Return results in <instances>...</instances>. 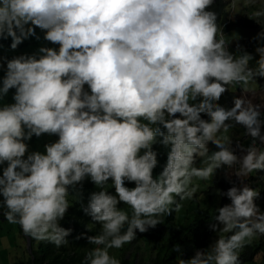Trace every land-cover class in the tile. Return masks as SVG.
<instances>
[{"label":"clouds","instance_id":"9594fccd","mask_svg":"<svg viewBox=\"0 0 264 264\" xmlns=\"http://www.w3.org/2000/svg\"><path fill=\"white\" fill-rule=\"evenodd\" d=\"M212 4L0 0V37H11V48L36 35L35 27L59 45L7 60L0 98L15 88L13 102L0 106V165L6 162L0 196L7 221L18 223L27 237L67 244L71 229L59 222L69 207V186L76 188L87 177L98 190L80 207L99 222L101 232L87 236L95 247L82 264H120L108 249L131 242L137 230L155 227L171 205L179 207L176 197H191L192 177L207 179L222 166L233 173V165H239L234 173L241 179L264 172V151L255 146L256 140L264 144L260 107L238 96L231 107L218 103L227 85L264 77V44L256 48L254 65L250 53L229 52L232 13L227 9V20L218 27ZM257 38L264 39V31ZM229 120L245 128L232 134V142L217 135ZM44 133L58 139L44 151H28L26 141ZM249 136L253 144L247 147ZM157 141L169 150L154 176ZM209 142L217 149L211 154ZM197 158L204 167L194 166ZM237 176L236 186L223 193L231 203L217 208L210 224L218 238L178 264H240L238 250L264 236V211L255 202L259 191L240 186ZM109 178L115 194L105 188ZM126 180L135 186H126ZM174 250L180 252L179 245Z\"/></svg>","mask_w":264,"mask_h":264},{"label":"trees","instance_id":"16d2710c","mask_svg":"<svg viewBox=\"0 0 264 264\" xmlns=\"http://www.w3.org/2000/svg\"><path fill=\"white\" fill-rule=\"evenodd\" d=\"M230 1L228 0H213V4L209 8L216 12L217 14V26L219 27L223 22L227 20L228 16V6ZM0 41H5L11 44V39L2 38ZM227 90L222 94L219 104L224 107H231L233 103V97H241V90H234L229 85L226 86ZM85 89L86 85H85ZM243 99V98H242ZM190 103H194L190 101ZM179 115V113H178ZM201 117L208 119L207 115L201 113ZM229 125L228 128L233 130L234 136L242 134L244 126L237 124L235 121H226ZM53 139H58V135L51 134ZM153 150L157 152V165L153 170V175L161 168L163 169L167 162V153L165 149L161 148L160 143L156 142L152 145ZM256 177L251 176L249 179V184H252ZM111 180V178H109ZM126 186L134 187V181H125ZM236 186L235 179L232 173V167L222 166L214 171L213 185L209 189L208 197L210 200L214 196H218L221 205L231 203L230 199L223 195L228 188ZM259 188V196L256 198V203L259 205L261 211H264V183L258 186L254 184L252 187ZM106 190L115 194L114 186L111 184L105 185ZM96 185L89 179L85 178L76 188L69 186V194L67 199L69 201V207L63 219L60 220L62 227L70 228L67 240L68 243L57 247L55 244L48 241H38L31 237L25 236L27 242L30 241V246L27 245L28 259L27 263L23 264H82L86 253L95 247L89 244L87 241L88 235H97L101 232V225L99 222L92 220L91 216L84 213L80 207L81 203L86 204L90 194L93 191H97ZM207 199V198H206ZM179 197L176 199V203ZM181 200V199H180ZM195 200L190 201H197ZM189 201V202H190ZM188 202V203H189ZM118 207L128 212L131 215V208L125 205L123 202L118 204ZM172 211L170 213L161 214L159 219L160 222L157 223L155 227H150L145 232H139L135 239L131 242L124 244L120 248H109L110 250H115L120 259V264H139L138 254L143 253L142 258L144 259V254L148 257L147 260H143L141 264H178L180 258L188 259L191 257H186L187 245L189 238L194 235H202V240L198 243V247L205 245L207 243V234L209 232H203V224L208 216V212H199L193 222H189V216L186 213H181L177 216L176 205L170 207ZM0 218H5L3 213L7 211L3 204H0ZM176 219L180 221H188L189 225H179ZM187 225V226H186ZM22 232V229H21ZM259 242L262 243L264 239L258 238ZM39 242V243H38ZM179 245L180 252L174 250L175 246ZM128 251L130 252V257L127 256ZM258 252V244L248 243L245 245V251L242 254V263L248 264L255 260V256ZM182 253V255H181ZM195 255V253H194ZM193 255V256H194Z\"/></svg>","mask_w":264,"mask_h":264},{"label":"rangeland","instance_id":"374dc122","mask_svg":"<svg viewBox=\"0 0 264 264\" xmlns=\"http://www.w3.org/2000/svg\"><path fill=\"white\" fill-rule=\"evenodd\" d=\"M230 0H228L229 2ZM228 11L232 13V16L234 15L233 19L231 20H237L234 21L236 25H234L231 30L226 34V38L228 41H230V38H235L239 40H247L248 43L251 44L252 47L249 48V50L252 52L250 54L259 55L256 52V48L261 44V41L264 39H258L257 34L264 31V23L261 21V25L259 28L249 27L250 29H242L241 25L243 26L244 22L250 23L249 20H253L251 18L252 13L255 14L256 12H264V0H231ZM231 18V15H230ZM263 18V17H262ZM261 18V19H262ZM239 21V22H238ZM259 21V22H260ZM264 21V18H263ZM239 23V24H237ZM244 28H247L246 25L243 26ZM236 29V31H234ZM234 31V32H233ZM242 31H246L249 34H252L254 36H250L248 34H242ZM35 33L36 35L29 36L28 38L24 39L15 49L11 48V44L5 41H0V84H2L3 77L6 72V64L7 60L12 59L13 57L19 56L21 54H32L37 51V49L41 46H47V47H54L58 48V44H53L50 41H47L44 39V30L40 29L39 27H35ZM218 36V31H217ZM39 37V38H37ZM4 37H0V40ZM218 38V37H217ZM4 39H11V37H7ZM243 48H241L242 50ZM247 50V51H249ZM244 51V52H247ZM231 52V51H230ZM259 59V58H258ZM87 88V85H86ZM15 93V88H10L8 93L3 97L0 98V106H3L4 104L13 102L12 98ZM245 101L247 102V97L244 96ZM178 116V113L176 114ZM230 130V131H229ZM245 130V128H244ZM232 134L233 130L231 128H227V130H221L217 133V135L221 138L224 136H227L229 140L232 142ZM236 137V136H234ZM250 137V136H249ZM251 140V138H250ZM56 139H53L51 135L44 133L41 134L39 137L36 135H33L31 139L26 141L28 144V151H44V145L50 142H54ZM159 141V138H158ZM157 141V142H158ZM260 142V141H259ZM252 141L249 145H251ZM226 145H229L226 143ZM258 145V144H257ZM255 145V146H257ZM161 148L165 149L166 153L168 154V147L160 143ZM209 154H211V151H215L216 146L209 142ZM258 150L264 151V144H261L257 147ZM27 155V152L25 156ZM196 167H204L205 161L202 160V158H197L195 161ZM6 166L5 164L0 165V175H2L3 168ZM233 174L234 176H237L234 172L237 170L239 165H233ZM163 169L161 168L158 172L156 171L154 173V176L158 175ZM258 171V170H257ZM254 171L253 175H257L256 180H252L253 183L249 184V179L246 177L240 178V186L242 183L248 184L250 187H252L254 184L257 186L259 184L264 183V172L261 173L258 171ZM249 174V175H251ZM213 178L214 173L210 175L207 179H201L197 177H192L189 187L194 189L193 194L191 197H186L183 200H178L176 204L179 205L177 207V216L181 215V213H186L189 216V222H193L196 218V215L199 212L207 211L209 214L206 217L204 224H203V232H209L207 234V243L205 245H201L198 247V243L202 240V235H194L193 237L189 238L188 242H190L187 245V253L186 257H192L194 253H196L197 250H205L208 248V246L214 242L218 238V234L214 232L210 228V224L213 223V217L216 214V209L221 207V203L219 200V197L216 195L211 200L208 197H211L209 195V189L213 185ZM108 184H111V180L108 181ZM252 188H255L257 191L259 190L258 187L254 186ZM198 198L197 201H190L195 200ZM207 198V199H206ZM177 197L175 198V200ZM3 197L0 196V204L2 203ZM190 201V202H189ZM189 202V203H188ZM175 205V204H174ZM171 205L170 207L174 206ZM2 212V210H0ZM179 225L187 224L189 225L188 221H180L179 219H176ZM186 225V226H187ZM220 235H226L224 233H220ZM28 238V237H27ZM258 238L264 239V236H256L254 237L250 243H256L258 244V252L255 256V260L251 261L248 264H264V241L262 243L259 242ZM40 241V240H38ZM39 243V242H38ZM27 245L30 246L29 242H27L25 235L23 232H21V227L18 223H10L5 218H0V264H23L24 262L27 263L28 259V251H27ZM247 245V244H246ZM109 255L116 258L120 261L119 256L117 255L115 250H110ZM239 251V261L240 264L242 263V254L245 251V246L243 249L238 250ZM130 252L128 251L127 256L130 257ZM143 253L140 252L138 254V263L141 264L143 260H147L148 257L146 254H144V259L142 258ZM45 264V263H44Z\"/></svg>","mask_w":264,"mask_h":264},{"label":"crops","instance_id":"0c3cea01","mask_svg":"<svg viewBox=\"0 0 264 264\" xmlns=\"http://www.w3.org/2000/svg\"><path fill=\"white\" fill-rule=\"evenodd\" d=\"M261 13L262 14L259 15V16L255 15L253 20H249L248 19V21L250 23L244 22L243 26L246 25L247 28H244L241 25L242 29H250L249 27L259 28L260 25L262 24L261 21L264 23V21H263L264 12H261ZM231 17L233 19L234 15L231 16ZM234 21H237V20H233V23L230 26L227 27L226 34L231 30V28L234 25H236L234 23ZM237 24H239V23H237ZM234 31H236V29ZM242 34H248L250 36H254L252 34L247 33L246 31H242ZM229 42H230V44L232 46L230 48L231 49V53L236 54V55L241 54V51L249 50V48L251 47V44L248 43L247 40L244 41V40H239V39H235V38H230ZM261 44H264V40L261 41ZM241 48H243V49L241 50ZM247 52L248 53L249 52L252 53L250 50L247 51ZM252 56H253V60L250 61V65H254L255 64V60H257L259 58V55L253 54ZM229 86H232L237 91L241 90L240 92H241L242 98L244 100H245L244 96H246L247 97V102H251L253 105L259 106L260 110H261V113H262V118H264V77H259L258 76V77H255V79H250L247 85H242L241 83L233 82ZM262 131H264V129H262ZM249 144H250L249 141H245V145L247 147L249 146Z\"/></svg>","mask_w":264,"mask_h":264},{"label":"bare ground","instance_id":"6f19581e","mask_svg":"<svg viewBox=\"0 0 264 264\" xmlns=\"http://www.w3.org/2000/svg\"><path fill=\"white\" fill-rule=\"evenodd\" d=\"M229 50V52L231 51V49H228ZM251 103V102H250ZM229 129V128H228ZM251 138V141H252V143L251 144H253V138L252 137H250ZM258 144V145H257ZM255 145H257L256 147H258L259 145H261V143L259 142V140H256L255 141Z\"/></svg>","mask_w":264,"mask_h":264},{"label":"built area","instance_id":"2783aa9c","mask_svg":"<svg viewBox=\"0 0 264 264\" xmlns=\"http://www.w3.org/2000/svg\"><path fill=\"white\" fill-rule=\"evenodd\" d=\"M241 145V141H237V143L235 144V150H238V148L240 147Z\"/></svg>","mask_w":264,"mask_h":264}]
</instances>
